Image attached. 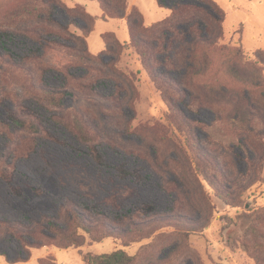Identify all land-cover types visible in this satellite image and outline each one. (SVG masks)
<instances>
[{
    "label": "trees",
    "instance_id": "1",
    "mask_svg": "<svg viewBox=\"0 0 264 264\" xmlns=\"http://www.w3.org/2000/svg\"><path fill=\"white\" fill-rule=\"evenodd\" d=\"M89 1L100 5L101 19L125 21L129 41L105 33V49L91 53L88 39L96 17L83 8H67L62 0H17L0 16V77L5 83L0 86V107L10 104L6 116L0 118V139L4 140L0 143V179L11 184L17 162L36 153L40 140L62 143L49 125L71 134L95 163L104 166L101 148L108 123L131 136L129 146L112 147L145 161L160 176V188L172 197L170 212L183 210L187 203L190 206L187 177L198 183L204 212L199 219L177 213L159 217L148 204L124 211L120 200L131 195V189H115L105 199L114 213L67 198L56 214H44L27 223L0 217V242L16 240L24 250L26 257L14 263L29 261L32 250L79 249L87 240L101 244L114 239L124 247L148 243L134 255L125 249L100 255L88 252L83 255L85 263L144 264L148 253L164 244L162 255L154 257L151 264H182L191 251V236L209 227L214 213L200 177L223 203L240 207L243 192L264 174L261 60L257 54L248 56L241 46L225 43L226 14L214 0H178L171 6L159 0L169 13L151 24L137 7L129 8L128 0ZM58 7L70 16L66 26L56 20ZM71 25L81 34L70 32ZM24 40L33 47L16 55L12 47ZM53 47L75 56L61 67H48L43 59ZM129 51L137 56V71L120 65ZM52 71L62 79L60 85L48 83L46 76ZM142 72L166 105L163 119H138L137 84ZM9 79L19 91L9 88ZM106 83L113 86L108 95L100 91ZM69 99H85L95 110L68 106ZM205 108L214 114L209 123L187 114H199ZM98 112L110 120L101 122ZM199 130L207 134L206 144L213 151L202 142ZM224 153L244 164L237 179H231L232 170L223 165ZM135 175L141 178L138 172ZM222 220L227 247L240 249L257 264H264V209Z\"/></svg>",
    "mask_w": 264,
    "mask_h": 264
},
{
    "label": "rangeland",
    "instance_id": "2",
    "mask_svg": "<svg viewBox=\"0 0 264 264\" xmlns=\"http://www.w3.org/2000/svg\"><path fill=\"white\" fill-rule=\"evenodd\" d=\"M177 1L165 0L169 6ZM214 1L226 14L225 43H230L233 47L241 46L250 57L257 54L261 60L258 67L264 70V0ZM16 2L17 0H0V16L13 7ZM62 2L67 8L79 7L77 10L83 8L87 13L96 17L94 31L88 39L91 53L96 55L105 49L102 39V35L105 33H115L121 42L129 41L125 21L101 19L102 10L96 1L62 0ZM128 4L129 8L137 7L148 24L164 20L169 13L166 8L159 5V0H128ZM55 17L64 26L70 22V16L64 8L58 7ZM77 21L81 25L84 24V20L80 16L77 17ZM69 31L81 34L73 25L70 26ZM32 47L31 42L24 40L15 44L12 49L16 55L21 56L27 52V48ZM71 56L75 55L60 47H53L45 54L43 63L48 67L58 68L68 63L72 59ZM120 65L122 68H131L135 71L140 69L134 51L127 52ZM46 79L54 86L60 85L62 82L60 76L54 71L49 72ZM3 84L5 83L0 77V86ZM8 84L10 89L19 91L11 79L8 80ZM137 85L138 119L140 121L151 118L163 119L167 113L166 105L144 72L141 73ZM112 90L113 86L109 83L100 88L101 93L105 95L110 94ZM67 105L94 109L85 102V99H69ZM9 108L10 104L0 107V118L6 116ZM98 113L101 122L110 120L105 114ZM187 114L206 123L214 118L213 112L208 108L203 109L199 114L189 112ZM105 124L107 138L101 148L105 161L104 166L95 163L71 134L49 125L50 130L62 143L40 140L36 153L30 158L17 162L15 178L11 184L0 179V217L22 220L27 223L29 219H39L44 214H56L60 204L67 198L96 205L107 213H114V209L106 204L105 199L115 189L130 188L131 195L120 200V206L124 211L148 204L155 208V215L159 217L177 213L199 219L204 212V205L198 197L200 195L198 183L189 177L185 179L186 187L191 192L188 198L190 206L187 203L183 210L170 212L172 197L160 188V176L145 161L137 160L131 155L123 153L120 148H113L120 145L129 146L131 136L125 134L114 124ZM198 135L207 148L213 151L214 149L206 144L207 134L203 130H199ZM0 143L3 145L4 140L0 139ZM221 152L218 150L217 154L221 156ZM221 161L223 165H227L232 170L230 178L237 179V171L243 169L244 164L238 163L237 159L225 153L221 157ZM119 168L124 169L129 175L123 176L118 170ZM136 172L141 178L136 177ZM258 178L260 180L255 185L243 192L241 197L243 204L240 207H233L226 205L216 197L214 191L200 177L205 193L214 207V213L210 226L206 227L202 233L191 236V251L182 264H257L253 256L240 249L232 250L227 247L222 238L224 225L222 219L224 216L236 218L245 212L251 213L264 209V174L259 175ZM15 189L19 193L15 192ZM147 243L148 241H143L130 247H124L114 239L105 240L101 244H93L87 240L86 244L79 249L63 250L47 247L32 250L29 261L14 263L18 258H25L26 254L16 240L5 238L0 242V253L5 255L0 256V264H86L83 255L88 252L100 255L111 253L116 249H125L129 254L134 255ZM163 248L164 244L155 253L149 252L144 264H151L153 258L162 253Z\"/></svg>",
    "mask_w": 264,
    "mask_h": 264
}]
</instances>
